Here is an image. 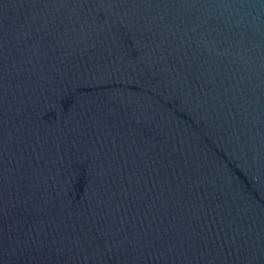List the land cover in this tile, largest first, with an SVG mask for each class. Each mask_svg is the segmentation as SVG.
Here are the masks:
<instances>
[{"label": "water", "instance_id": "1", "mask_svg": "<svg viewBox=\"0 0 264 264\" xmlns=\"http://www.w3.org/2000/svg\"><path fill=\"white\" fill-rule=\"evenodd\" d=\"M0 264H264V0H0Z\"/></svg>", "mask_w": 264, "mask_h": 264}]
</instances>
